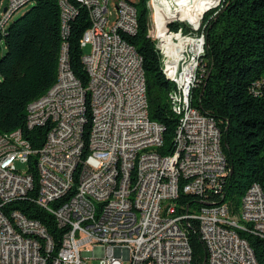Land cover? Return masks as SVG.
Returning <instances> with one entry per match:
<instances>
[{
    "label": "built area",
    "instance_id": "built-area-1",
    "mask_svg": "<svg viewBox=\"0 0 264 264\" xmlns=\"http://www.w3.org/2000/svg\"><path fill=\"white\" fill-rule=\"evenodd\" d=\"M26 1L33 0H7L0 25ZM76 1L89 16L79 39L81 47L88 44L81 54L86 83L71 72L63 42L59 85L24 122L27 129L47 126L37 152H29L21 129L11 138H0V264H46L52 248L45 226L15 207L24 198L52 214L63 229L50 264H86L87 255L99 264H192L183 225L191 217L198 220L206 264H252L236 226H228L224 201H213L221 195L228 172L218 127L190 103L204 45L202 15L218 9L223 0H186L182 53L174 69L181 83L182 125L172 155L158 151L163 126L148 117L141 56L122 37L137 28L133 0ZM62 3L65 32L75 8L67 0ZM146 6L147 35L153 39L161 34L162 7ZM149 142H157V150L142 153L141 190L130 194L131 154L135 146ZM81 148H88V155H81ZM30 154L35 155L37 178L33 197L28 195L33 186L26 165ZM179 191L210 201L186 206L177 212L182 223H167V233H159L163 214L176 212ZM239 200L246 227L261 237L264 252V177L263 184L252 182ZM86 247L91 250L82 251Z\"/></svg>",
    "mask_w": 264,
    "mask_h": 264
},
{
    "label": "trees",
    "instance_id": "trees-1",
    "mask_svg": "<svg viewBox=\"0 0 264 264\" xmlns=\"http://www.w3.org/2000/svg\"><path fill=\"white\" fill-rule=\"evenodd\" d=\"M60 1L33 0L21 14L6 22L0 32V134L21 129L33 150L42 143L47 126L25 128L27 106L55 83L63 42L71 72L82 85L87 79L79 44L82 31L89 25L87 8L76 0H67L75 12L66 21L64 32ZM132 4L137 28L134 33H122V37L141 56L148 117L163 126V141L158 151L171 155L178 124L169 98L174 85L161 69L155 39L147 35V0H133ZM159 22L162 33L184 28L178 21L163 19ZM202 23L203 52L195 84L190 90V103L211 116L218 127L228 172L222 181L221 195L213 201H224V205L235 211L245 189L252 182L263 184L264 177V0H223L215 13L214 8L204 11ZM87 127L88 123L83 131L85 137ZM34 163L35 155L30 154L26 162L33 178L30 197L37 189ZM175 201V211L179 212L186 206L197 207L210 200L179 191ZM16 203L15 207L40 221L49 232L53 245L46 254V264H50L63 229L52 214L32 199L24 198ZM183 225L191 247L192 264H206L198 220L191 217ZM240 233L252 247L258 264H264L262 240L244 231Z\"/></svg>",
    "mask_w": 264,
    "mask_h": 264
},
{
    "label": "bare ground",
    "instance_id": "bare-ground-1",
    "mask_svg": "<svg viewBox=\"0 0 264 264\" xmlns=\"http://www.w3.org/2000/svg\"><path fill=\"white\" fill-rule=\"evenodd\" d=\"M192 3L195 4H202V0H190ZM27 2H23L16 6L5 18L4 21L1 22L0 25V32L4 28L5 23L11 17L12 13L21 7L23 4L25 5ZM147 4H152L155 6H161L162 8L159 11V21L163 19H169L171 21H178L184 24L185 22V15H186V0H147ZM60 5L62 8V20H63V27H64V14H63V3L62 0L60 1ZM7 6V3L5 7ZM4 7V8H5ZM3 8V10H4ZM160 26V22H159ZM184 28L179 27L176 31L170 32H163L161 28V34H157L155 36V46L160 54L161 60V69L165 72L168 78L172 81L174 87L172 91L169 93L171 108L173 113L176 115L178 119V124L175 129V140H174V147H173V154L175 153V147L177 145V138L179 137V131L182 125V114L181 113V98H182V91H181V83L180 79H177V76L174 74L175 69V62L177 61V57H181L182 53V43H181V36L183 35ZM63 54L62 52L59 57L58 63V74L55 83L39 98L33 100L27 106V115L28 117L29 111L33 108H36L40 105L41 101L46 98L49 93L52 92L53 89H57L59 85V74L61 68V58ZM163 58V61H162ZM20 130H16L6 135H1L0 138H11L18 134ZM162 135H161V144H162ZM157 150V142H149V144H143L142 146H135L133 152L130 157V169H129V181H130V194H137L141 190V179H140V167H141V160H142V153L145 154H154ZM29 152H37V150H33L31 145H29ZM81 155H88V148L87 152L84 153V148H81ZM166 155V153H165ZM172 155V154H171ZM250 188V187H249ZM248 188V189H249ZM225 203V202H224ZM224 212L228 214V226H236L238 232H246L251 233V231L246 227L247 223V216L243 213L242 202L240 200L239 206L237 210L232 211L229 206L224 205ZM180 213L177 212H167L164 213L162 216V220L158 223V232L159 233H167V223H182V216L179 215ZM175 216V217H173ZM255 235V234H252ZM256 236V235H255ZM241 242L244 247H247L249 252L250 260L252 264H258L256 260L253 249L248 243L247 239L243 237L240 233ZM259 237V236H258ZM261 239V237H259Z\"/></svg>",
    "mask_w": 264,
    "mask_h": 264
},
{
    "label": "rangeland",
    "instance_id": "rangeland-1",
    "mask_svg": "<svg viewBox=\"0 0 264 264\" xmlns=\"http://www.w3.org/2000/svg\"><path fill=\"white\" fill-rule=\"evenodd\" d=\"M7 3V0H0V10H3V8L5 7ZM32 4V1H29L27 2L25 5L23 4L21 7H19L17 10H15L11 17L9 18V20L7 21V24L12 20L14 19L15 17H17L19 14H21L25 9H27L30 5ZM109 7H110V10L111 12L113 13L114 12V8L112 7V3L110 2L109 3ZM213 9V8H212ZM216 9L217 8H214V13L216 12ZM3 50V43L1 44V51ZM88 50V44L84 45L82 47V51L83 52H86ZM15 164L17 167H21L22 164L19 163L18 161L15 160ZM175 217V216H173ZM89 250H91V247H86V248H83L82 251L84 252H88ZM84 260L86 262V264H99L98 263V258L96 257H91L90 255L87 257H84ZM125 264V263H124Z\"/></svg>",
    "mask_w": 264,
    "mask_h": 264
},
{
    "label": "water",
    "instance_id": "water-1",
    "mask_svg": "<svg viewBox=\"0 0 264 264\" xmlns=\"http://www.w3.org/2000/svg\"><path fill=\"white\" fill-rule=\"evenodd\" d=\"M202 91V87L200 88V92ZM231 170V167H229V172ZM204 262H205V257H204Z\"/></svg>",
    "mask_w": 264,
    "mask_h": 264
}]
</instances>
